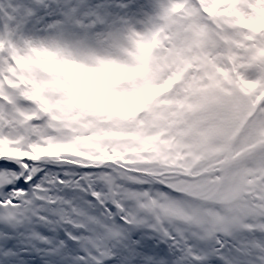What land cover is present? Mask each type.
<instances>
[{
    "label": "rangeland",
    "instance_id": "374dc122",
    "mask_svg": "<svg viewBox=\"0 0 264 264\" xmlns=\"http://www.w3.org/2000/svg\"><path fill=\"white\" fill-rule=\"evenodd\" d=\"M111 2L120 6L66 25L35 22L44 0H0V165L18 166L0 167V189L25 169L49 183L79 174L162 235L194 237L192 260L210 264L217 236L241 233L242 254L258 258L264 0ZM13 195L0 230L40 199ZM73 210L93 219L78 200Z\"/></svg>",
    "mask_w": 264,
    "mask_h": 264
},
{
    "label": "snow or ice",
    "instance_id": "6c2138e0",
    "mask_svg": "<svg viewBox=\"0 0 264 264\" xmlns=\"http://www.w3.org/2000/svg\"><path fill=\"white\" fill-rule=\"evenodd\" d=\"M114 6L120 5L111 0H44L33 17L37 24L67 25L82 18L92 19V12L111 11ZM0 167L18 166L4 163ZM44 173L41 169L29 176L25 169L15 182L0 189V204L6 200L20 203L14 193L27 198L35 192L40 197L33 199V211L25 222L0 230V264H205L187 255L196 250L194 237L185 236L181 241L170 230L162 235L126 206L88 192L79 174L75 178L57 174L49 183ZM77 200L92 220H84L73 210ZM244 239L243 233L218 235L210 264H264V249L258 258L242 254Z\"/></svg>",
    "mask_w": 264,
    "mask_h": 264
},
{
    "label": "water",
    "instance_id": "95a60500",
    "mask_svg": "<svg viewBox=\"0 0 264 264\" xmlns=\"http://www.w3.org/2000/svg\"><path fill=\"white\" fill-rule=\"evenodd\" d=\"M162 214H163V216L165 218L173 219V220L180 221V222H184V218H183V216L180 213L172 211L170 209H163L162 210Z\"/></svg>",
    "mask_w": 264,
    "mask_h": 264
},
{
    "label": "trees",
    "instance_id": "16d2710c",
    "mask_svg": "<svg viewBox=\"0 0 264 264\" xmlns=\"http://www.w3.org/2000/svg\"><path fill=\"white\" fill-rule=\"evenodd\" d=\"M30 98H32V97H30Z\"/></svg>",
    "mask_w": 264,
    "mask_h": 264
}]
</instances>
